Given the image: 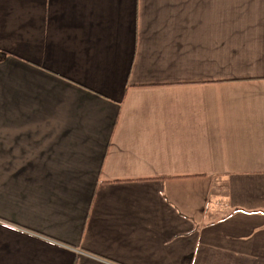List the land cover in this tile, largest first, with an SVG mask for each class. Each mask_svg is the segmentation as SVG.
I'll use <instances>...</instances> for the list:
<instances>
[{
	"label": "crops",
	"instance_id": "0c3cea01",
	"mask_svg": "<svg viewBox=\"0 0 264 264\" xmlns=\"http://www.w3.org/2000/svg\"><path fill=\"white\" fill-rule=\"evenodd\" d=\"M0 264H264V0H0Z\"/></svg>",
	"mask_w": 264,
	"mask_h": 264
}]
</instances>
